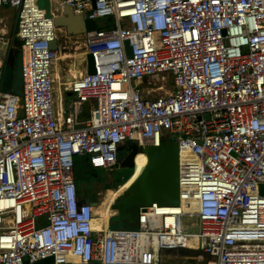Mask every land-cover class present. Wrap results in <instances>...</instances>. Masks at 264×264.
<instances>
[{
  "label": "built area",
  "instance_id": "obj_1",
  "mask_svg": "<svg viewBox=\"0 0 264 264\" xmlns=\"http://www.w3.org/2000/svg\"><path fill=\"white\" fill-rule=\"evenodd\" d=\"M47 4L0 0L22 39V93L0 89V264H161L181 249L264 264V0ZM65 13L114 24L84 33L85 70L57 94ZM164 134L178 146L180 203L140 206L136 227L112 228L113 213L105 222L80 199L75 156L110 169L124 144L146 151Z\"/></svg>",
  "mask_w": 264,
  "mask_h": 264
},
{
  "label": "rangeland",
  "instance_id": "obj_2",
  "mask_svg": "<svg viewBox=\"0 0 264 264\" xmlns=\"http://www.w3.org/2000/svg\"><path fill=\"white\" fill-rule=\"evenodd\" d=\"M47 0H40V5H46ZM95 23L98 27L103 26L104 24L113 25L114 18L112 16L101 17L95 20ZM15 28L14 31L17 32L19 30L18 25V10L13 9L7 5L0 6V30L4 32L6 37H12L14 34L11 33L12 28ZM61 31L57 32L59 37L61 36L62 44L65 46V49L62 50V54H59V57H63L61 59H57L54 64V75L56 72L60 73L61 78L56 81V92L59 93V89L63 87V83L70 81V78L73 76V66L78 63L76 56L79 54H83V61H85V46H84V36L85 32L81 27L79 28V32H70L67 27L61 26ZM21 42V40H20ZM14 44H17V41H14ZM80 71L77 73L84 71L86 64L85 62L82 64H78ZM76 73V74H77ZM22 89V86H18V84H14L13 78L9 75L5 77L0 83V89L4 91H16L18 89ZM165 90H162L160 93H164ZM172 142L170 141L169 144ZM167 145H164L166 147ZM129 150V146H125L124 148H120L118 151V158L127 154ZM156 152H161L160 159L163 161L162 169L160 171H166L168 169V173L172 174L174 178L178 181L179 175V153L177 151H169L166 148L155 149ZM160 155V154H159ZM75 177L77 180L78 187H80L81 191L83 185L87 184L88 187V178L92 179V174L95 170L99 172H103L105 169H99L92 167L90 164L88 165V160L86 156H75ZM131 170V169H130ZM133 171V170H132ZM122 173V170L120 171ZM123 185V184H122ZM121 186L116 189L119 191ZM84 194H87V188L83 189ZM109 192V191H108ZM108 192L103 196L99 205L104 202L108 197ZM259 193L264 195V184L260 186ZM132 192H127L126 197L132 198ZM161 194L165 196L166 201L164 204H179V193L178 188L173 190L163 191ZM120 196V195H119ZM116 197L115 202H117ZM149 199V198H147ZM113 203V204H114ZM99 209V208H98ZM112 211L115 212L111 217L110 226L112 228H129L131 227L130 223L133 219L130 213H126L124 211L116 210L112 207ZM112 211L107 212V214L113 213ZM98 212V210H97ZM108 221V220H107ZM106 221V222H107ZM185 231L188 232H196L198 231V224L196 221H190L184 224ZM208 259L199 260L194 258V256L186 255L184 252L180 251H161V264H207Z\"/></svg>",
  "mask_w": 264,
  "mask_h": 264
},
{
  "label": "water",
  "instance_id": "obj_3",
  "mask_svg": "<svg viewBox=\"0 0 264 264\" xmlns=\"http://www.w3.org/2000/svg\"><path fill=\"white\" fill-rule=\"evenodd\" d=\"M48 9V4L43 5ZM56 24L58 27L65 26L68 28L70 32H79L76 27L79 25H83L84 29L83 31H92L96 29V23L93 19H86L83 16H77V15H71L68 13H65L64 15H61L56 18ZM81 27V26H80ZM51 46L53 49L58 48V42L57 40H54L51 42ZM89 72H93V61L91 56L89 55ZM21 51L17 55L15 61L12 62L11 66L5 65L3 62V77H7L8 75L13 78L14 84H18V86H22V75H21ZM17 94L22 93V89H18L14 91ZM129 150L127 154L120 157V167L121 169H126L127 171L123 175V180H119V182H116V184H113L114 189H118L122 184H124L134 173L135 171V164L133 163V150L137 146L134 141L129 142ZM162 146V145H161ZM161 146H149L146 149V153L148 156V162L144 166V168L141 170L140 174L137 176V178L130 184V186L124 190V192L118 196L117 202L113 204V208L119 211H124L126 213L131 212L130 214L134 215L135 221H137L138 218V212L139 207L151 204L155 200L151 197V195L147 194H141V191L145 189L146 182L153 178L159 171L160 168L162 169L163 161L160 159L161 152H156L155 149L161 148ZM121 149L124 147H120ZM173 149L178 152V146L175 143L173 146ZM160 154V155H159ZM104 169V168H99ZM131 169V170H130ZM133 170V171H132ZM178 182V181H177ZM88 188L87 185H83L82 191L80 190V199L86 201L85 197L86 195L83 192V189ZM178 188V186H177ZM147 190V189H146ZM132 192V198H127L126 193ZM149 198V199H147ZM163 198V197H162ZM158 202V201H157ZM160 203V202H159ZM162 204V203H161ZM137 223V222H136ZM137 225H134L132 228H134ZM180 252H184L186 255L191 256H197L199 254H205L207 257H209L208 253L202 252L201 250L197 249H181ZM33 264H45V261H38Z\"/></svg>",
  "mask_w": 264,
  "mask_h": 264
},
{
  "label": "trees",
  "instance_id": "obj_4",
  "mask_svg": "<svg viewBox=\"0 0 264 264\" xmlns=\"http://www.w3.org/2000/svg\"><path fill=\"white\" fill-rule=\"evenodd\" d=\"M103 26L98 27L96 24V28H101ZM14 29L15 28L13 27L11 30V33H13L14 35L12 37H10V42H8V45H6L7 50L4 54L5 55L4 64L8 65V66H11L12 62L15 61L18 53L21 51V45H22V39L18 36V31L15 32ZM15 40L17 41V44H14ZM20 40H21V42H20ZM13 46H14V48H13ZM4 78L5 77H3V79ZM167 136L168 135L164 134V140H163L161 147L166 148L169 151H175L173 149V146L176 143L175 139L171 138V137L169 138ZM170 141L172 142L171 144H169ZM164 145H167V146L164 147ZM119 160H120V158H119ZM88 165H89V163H88ZM177 186H178L177 180L174 178V176L172 174L168 173V169L166 168V171H163V172L159 171L153 178H151L150 180H148L146 182L145 189L143 191H141V194H145V192H146L147 194L151 195V197L155 201H158L160 203H164L166 201V199H165V196L161 193L163 191H166V190L177 189ZM78 189H79V191L81 190L80 187H78ZM85 199H86V201H89L86 197H85ZM129 213H131V212H129ZM132 216H133L132 217L133 219L131 220V223H130L131 227H133L134 225H137V223H136L137 221H135L134 215H132ZM204 257H205L204 259H209L206 255Z\"/></svg>",
  "mask_w": 264,
  "mask_h": 264
},
{
  "label": "flooded vegetation",
  "instance_id": "obj_5",
  "mask_svg": "<svg viewBox=\"0 0 264 264\" xmlns=\"http://www.w3.org/2000/svg\"><path fill=\"white\" fill-rule=\"evenodd\" d=\"M129 145V143H126L122 147ZM120 161L121 160H119V164L117 166L110 169H105L103 172L95 170V172L92 174V179L88 178L89 182L86 198L89 200L90 203H93L98 206L97 210L99 207H102L105 212L112 211L113 203L116 197L121 195L122 192L128 188L130 182L132 183L136 178L138 169L135 166V171L133 175L123 185H121L119 191H116L114 189L113 184H116V182H119V180H123V175L127 171L126 169H121ZM135 162H139V159L138 161H134V163ZM121 170L122 173L120 172ZM107 192L109 194V197L99 205L101 199Z\"/></svg>",
  "mask_w": 264,
  "mask_h": 264
},
{
  "label": "bare ground",
  "instance_id": "obj_6",
  "mask_svg": "<svg viewBox=\"0 0 264 264\" xmlns=\"http://www.w3.org/2000/svg\"><path fill=\"white\" fill-rule=\"evenodd\" d=\"M59 54H62V52H60V53H58V55ZM85 57V56H84ZM61 58H63V57H57V59H61ZM76 58H77V61H78V63L77 64H75L74 66H73V69H72V71H73V73L74 74H76L77 73V71H80V69H79V66H78V64H80V63H82L83 62V54H79V55H77L76 56ZM56 59V60H57ZM73 76V75H72ZM55 78H56V81H57V79H60L61 78V76H60V73L59 72H56L55 73ZM73 78V77H72ZM72 78H70V80L72 79ZM133 154H134V156H133V163H134V161H138V159H139V162H135L134 164H135V166L137 167V169H138V172H137V175H136V178H137V176L140 174V172H141V170L144 168V166L147 164V162H148V156H147V154H146V151H145V147H144V144L143 143H140L139 145H137L135 148H134V150H133ZM135 178V179H136ZM130 184H131V182H130ZM130 184H129V186H130ZM128 186V187H129ZM124 192V191H123ZM122 192V193H123ZM98 215H100L101 217H102V219L106 222L108 219H109V216H110V214H107V212H105V210L103 209V208H100V209H98ZM115 212H113V214H114ZM213 263V262H212Z\"/></svg>",
  "mask_w": 264,
  "mask_h": 264
},
{
  "label": "crops",
  "instance_id": "obj_7",
  "mask_svg": "<svg viewBox=\"0 0 264 264\" xmlns=\"http://www.w3.org/2000/svg\"><path fill=\"white\" fill-rule=\"evenodd\" d=\"M81 26V29H84V26L83 25H80ZM80 26L78 25L77 27H76V29H78L79 30V28H80ZM9 39H10V37H8ZM8 42H10V41H8ZM6 45H8V43H6V44H1L0 45V57L3 59V62H4V60H5V52H6V50H7V48H6ZM13 48H14V46H13ZM19 54V53H18ZM82 63H84V61L82 62ZM82 63H80V64H82ZM100 208H102V207H99V209Z\"/></svg>",
  "mask_w": 264,
  "mask_h": 264
}]
</instances>
